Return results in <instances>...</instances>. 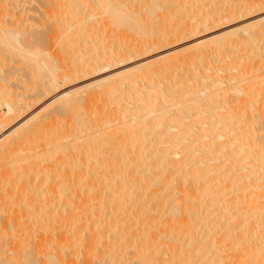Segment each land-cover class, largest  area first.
Segmentation results:
<instances>
[{
    "label": "bare ground",
    "instance_id": "obj_1",
    "mask_svg": "<svg viewBox=\"0 0 264 264\" xmlns=\"http://www.w3.org/2000/svg\"><path fill=\"white\" fill-rule=\"evenodd\" d=\"M26 1L0 0V264H264V16L108 70L264 0Z\"/></svg>",
    "mask_w": 264,
    "mask_h": 264
},
{
    "label": "rangeland",
    "instance_id": "obj_2",
    "mask_svg": "<svg viewBox=\"0 0 264 264\" xmlns=\"http://www.w3.org/2000/svg\"><path fill=\"white\" fill-rule=\"evenodd\" d=\"M27 1H28L29 3H25L26 6H25L24 3L21 2V3H22V6H23V4H24V7H25V9H26V10L24 9L25 14H26V15H33V18H35V19L38 18L39 15H40V13H38V12H41L40 10H42V8H41V7H42V2H40V0H37L38 3L35 2L36 0H27ZM27 1H26V2H27ZM32 1H34V2H32ZM214 1H215V0H214ZM217 1H218V0H217ZM222 1H223V0H222ZM222 1L220 2V0H219V2H220L221 4H219V2H216V1L213 2V1H212V2L214 3V4H212L210 1L205 0L206 3H209V4L207 5V7H209V8H215V7H220V5H222L223 7L226 6V7H228V8H225V9H224V12H225V10H228V9H229L228 11H226L227 13H229V12L232 10V9H231L232 7H229V6H231V5L229 4V2H231V0H230V1L228 0L229 2H228L227 0L224 1L226 5H225L224 2H222ZM239 1H241V0H237V3H238ZM244 1H245V2L248 1V3H245ZM249 1H250V0H242L241 2H239V4H242V7H241V8H244V7H245L244 5H246V4H247V5H248V4H253V2L256 1V0H251L252 2L250 1V3H249ZM227 2H228V4H229V6H227ZM39 3H40V7H39ZM203 3H204V2H203ZM210 3H211L212 5H211ZM215 3H218L219 5H218V4L215 5ZM222 3H223V4H222ZM244 3H245V4H244ZM254 3H255V2H254ZM233 4H236V0H233ZM243 4H244V5H243ZM28 5H29V6H28ZM224 5H225V6H224ZM22 6H21V7H22ZM210 6H212V7H210ZM222 6H221V7H222ZM237 6H238V5H237ZM243 6H244V7H243ZM252 6L254 7V4H253ZM252 6H251V8H250L251 10L248 9V10H246V11H249V12H250V11H253V13L250 14V13L248 12L249 15L247 14L246 16H243L244 11H242V17H239V16L241 15V14H240L239 16H237L238 19H236L237 17H236V18H235V17H231V18H233V20H230V21H229V20L226 21V20L224 19V20L226 21V23H224L222 20H221V22L217 21V22L220 23V24L217 23V26H216V24H215L216 22H214L213 24H215L216 27L213 28L214 25L212 26V24L209 23V22H213V21H211V19L214 18L213 16L215 15V17L218 19V18H220L219 16L222 15L221 17H224L225 15H223V14H227L226 12L223 13V14L221 13V14L217 17V15H218L219 13H218L217 15H216V13H214V14H212L213 16H211V17H213V18L208 17L209 19H207V20L205 21V24H199V25H197L194 29H191L192 31L189 29L190 32H192L193 34H192V33H191V34L188 33L189 30H188V31L186 30L187 32H186V31H183V34H182V31H181V33H180V30H181V29H178L179 31H176L177 33H175V34H178V32H179L181 35L178 34V35L180 36L179 38H177V35H175L176 38L178 39V40H176V42H173L176 38H175V39L173 38L174 40H173V41H170L172 38L169 36V39H168V40L171 42L170 44H168L169 42L167 43L168 45H166V43H164L163 45H165V46H161L160 48L157 47L158 50H157V48H154V49H156V50H154V51L152 50V48H150V50H149V48L146 47L147 49L144 48V49H143L144 51H142V54H143V52L146 53V54H143V57L141 56L142 54H141V55H138V57L141 56L140 58H138V57L136 58V57H135L136 59H135V58L133 59V57H132V58H130V59H132V60L129 59L132 63H131L130 61L127 60L128 62L126 61V62H124V63H122V64H119V65L116 64V65H118V67H116V66L113 67V65H112V66H111L112 68H110V69H108V70H109V71H111V69H112V70H115V69H118V68L123 67V66H127V65L134 64L135 62H136V63L138 62V63L140 64V61H141V62H143V61L145 62V61H147V59L154 58V56L156 57L157 55H160V54L163 55L164 53H167V51H169V50H171V49H174V48H175V50H176V49H179V48H181V47H185V48L187 47V48H188V47H190V46H193V45H194L193 43H195V42L198 41V40H199V41H200L201 39H207V40H208V38H211V36H214V34H216V35H215V37H216V36L218 35L217 33H219L221 30H222V31H221V34H222V32H224V30H225L226 28H227V29H228V28H231V29H232L233 26H234L233 28H237L236 26H240V25H242V21H243V23H244L246 20H247V21H248V20L250 21L253 17H254L253 20L256 19L255 16H257L258 18H259L260 15H261V16H264V8H263L264 5H263L262 7L259 6V8H260V7L262 8V9L260 8V9H261V10H260V9L258 8V6H256V4H255V7H257V8L259 9V11H258V10L256 11V8H255V7H254V9H253ZM29 7L31 8V10H30ZM34 7H35V8H34ZM37 8H38V9H37ZM40 8H41V9H40ZM252 9H253V10H252ZM26 11H27V12H26ZM35 11H37V12H35ZM246 11H245V12H246ZM255 11H256V12H255ZM221 12H222V11H221ZM33 13H34V14H33ZM37 13H38L39 15H38ZM245 14H246V13H245ZM245 14H244V15H245ZM36 15H38V16H36ZM235 16H236V15H235ZM251 16H252V17H251ZM26 17H27V16H26ZM29 17H30V16H29ZM29 17H28V19H29ZM31 17H32V16H31ZM31 17H30V19H32ZM248 17H249V18H248ZM250 17H251V18H250ZM231 18L229 17L228 19H231ZM239 18H240V19H239ZM30 19H29V20H30ZM234 19H235V20H234ZM241 20H242V21H241ZM36 21H37V20H36ZM208 21H209V22H208ZM228 21H229V22H228ZM240 21H241V22H240ZM251 21H252V20H251ZM33 22H35V21H33ZM222 22H223L224 24H223ZM227 22H228V23H227ZM221 23H222L223 25H222ZM240 23H241V24H240ZM246 23H247V22H246ZM208 24H210V26H211L213 29H212L211 27H207ZM218 24H219V25H218ZM236 24H237V25H236ZM182 25H183V24H182ZM182 25H180V26L183 27ZM202 25H203V26H202ZM230 25H231V26H230ZM200 26H201V28H200ZM204 26L207 27V28H205ZM226 26H227V27H226ZM104 27H107V26L104 25ZM210 28H211V29H210ZM224 28H225V29H224ZM108 29H110V28H108ZM108 29H107V28H104V31L106 30L105 33H106V35H107V34L110 35V36H109L110 38L113 37V34L115 35L116 32H118V34H117V37H119L118 39H120V40H124V41L127 42V43H132V42L134 43V42H136V41L138 42V39H135V35H136V34H135V35H132V34H134V33H132V31H129V30H128L129 33H131V35H130V34L128 33V31H127V32H124L125 30L123 31V29H119L120 32H119V30L114 31L113 29H111V31L113 30L114 32H111V31L108 30ZM205 29H206L207 31H206ZM208 29H209V30H208ZM193 30H194V32H193ZM122 31H123V32H122ZM213 31H214V32H213ZM109 32H110V33H109ZM105 33H104V34H105ZM112 33H113V34H112ZM119 33H120V34H119ZM185 33H188V34H190V35H188V36L186 37L187 34H185ZM128 34H129V36H128ZM184 34H185V35H184ZM111 35H112V36H111ZM182 35H183V36H182ZM115 36H116V35H115ZM136 36H137V35H136ZM208 36H209V37H208ZM173 37H174V36H173ZM184 37H185V38H184ZM231 37H233V36H231ZM133 38H134V39H133ZM127 39H128V40H127ZM179 39H180V40H179ZM212 39H214V38H212ZM212 39H210V41H211ZM260 39H261V40L258 42L260 45H259L257 42H256V45L262 46L261 44H263V46L261 47V48H263V47H264V37H263V38L261 37ZM168 40H167V41H168ZM207 40H206V41L204 40V41L207 42ZM129 41H130V42H129ZM208 41H209V40H208ZM261 42H262V43H261ZM112 43H114V42H111V44H112ZM192 44H193V45H192ZM113 45H114V44H113ZM147 45H148V44H147ZM161 45H162V44H161ZM189 45H190V46H189ZM242 45H244V44H242ZM242 45H240V46H242ZM245 45H246V44H245ZM249 45H250V44H249ZM240 46H238V48H239ZM247 46H248V45H247ZM242 47H243V46H242ZM185 48H184V49H185ZM238 48H237V50H238ZM181 49L184 50L183 48H181ZM181 49H179V50L181 51ZM240 49H241V50H238V51H240V52H241V51H244V52H241V53H240V52H238V51L235 49L238 53H240L238 56H239V57H240V56H243V55H241V54L243 53V54H244V57L246 58V56H245L246 54H245V53H247V49H248V48H246V50H243L242 48H240ZM146 50H149V51L147 52ZM179 50H178V51H179ZM226 50H227V49H226ZM226 50H224V51H226ZM171 51H172V50H171ZM178 51H177V53H178ZM245 51H246V52H245ZM249 51H250V48H249ZM251 51H252V50H251ZM169 52H170V51H169ZM172 52H173V51H172ZM174 52L176 53V51H174ZM181 52H182V51H181ZM252 52H253V51H252ZM222 53H223V54H222ZM222 53H220V54H222V56H224V55L226 56V55L228 54V53H224V52H222ZM233 53H235V51H234ZM250 53H251V52H250ZM183 54H184V51H183ZM220 54H219V56L222 57ZM235 54H236V53H235ZM247 54H248V53H247ZM144 55H145V56H144ZM251 55H252V54H251ZM225 56H224V57H225ZM231 56H233V55L231 54ZM234 56L236 57V55H234ZM234 56H233V58H235ZM248 56L250 57V55H248ZM244 57H240V58H241V59H242V58L245 59ZM249 57H248V58H249ZM252 57H253V60H255V59H254V56H252ZM255 57H256V56H255ZM226 58H227V57H226ZM240 58H238V59H240ZM248 58H247V60H248ZM256 58H258V56H257ZM228 59H230V58L228 57ZM228 59H225V58H224V60H227V62L229 61ZM243 59H242V60H243ZM207 60H209V61L211 62L210 59H207ZM207 60L204 59L203 62L201 61V65L204 64L205 61L207 62ZM230 60H231V59H230ZM233 60L236 61L237 59L235 58V59H233ZM242 60H241V61H242ZM247 60H243V61H244V62H247ZM249 60H252V58L249 59ZM249 60H248V63L240 62V63H242V65H241L242 67H243V64H245V65H244L245 72L248 73V72L250 71L249 74L251 75L252 73H254V76H255V74L258 75L259 73H262V72H259V73H258V70L261 71V69H257V66H258V68L261 67V68L263 69V66H264L263 64H264V63L261 64V65H260V64H253L254 61L252 60V61H250V63L252 62V63L250 64V63H249ZM261 60L264 61L263 58H261ZM261 60H260V58H259V61H260V62H261ZM256 61H257V60H255V62H256ZM222 62H223V64H224L226 61L224 62V61L221 59L220 62H219V60H218V63H220L221 66H223V65H222ZM136 63H135V64H136ZM237 63H238V62H236V64H237ZM240 63H239V65L237 66V68L239 67V68L241 69L242 67H240ZM257 63H259V62H257ZM126 64H127V65H126ZM207 64H208V63H207ZM210 64H212V62H211ZM220 64H219V65H220ZM252 64H253V65H252ZM195 65H197V64H195ZM198 65H199V64H198ZM201 65H199V67L197 66L199 69H198L197 67H196V69L200 70ZM205 65H206V64H205ZM213 65L216 66V65H217V62L214 63ZM219 65H218V66H219ZM224 65H225V64H224ZM256 65H257V66H256ZM215 66H214V67H215ZM248 66H249V67H248ZM216 67H217V66H216ZM244 68H243V69H244ZM248 68H249V70H248ZM250 69H251V70L253 69V71H251ZM256 69H257V73H258V74L256 73ZM108 70H107V71L100 72L101 74L98 73V72H95L94 75L92 74V75H90V76H87L86 78H82V79H81L80 81H78V82H82V81H84V80L88 81L89 79H92V77L94 78V77H96V76L103 75V74H105L106 72H109ZM201 70H202V69H201ZM247 70H248V72H247ZM254 70H255V71H254ZM184 71H186L185 74L190 73L188 70H185V69H184ZM202 71H203V70H202ZM202 71H199V72L202 73ZM211 71H212V69H211ZM226 71H227V70H226ZM226 71H225V72H226ZM236 71H237V70H235L234 72H236ZM238 71H239V70H238ZM238 71H237V72H238ZM262 71H264V69H263ZM209 72H210V71H209ZM212 72H214V71H212ZM225 72H222L221 75H223V73H225ZM251 72H252V73H251ZM102 73H103V74H102ZM226 73L228 74L229 72H226ZM226 73H225V74H226ZM98 74H99V75H98ZM211 74H212V73L210 72L209 75H210V76H213V75H211ZM227 74H226L225 76L223 75V77H227ZM229 74L231 75V74H233V72L230 71ZM229 74H228V76H229ZM234 74H235V73H234ZM249 74H248V75H249ZM262 74L264 75V73H262ZM262 74H260V75L263 76ZM187 75H189V74H187ZM221 75H220V76H221ZM248 75H247V76H248ZM250 75H249V77H250ZM260 75H258V76L256 77V80H257V79L259 80ZM185 76H186V75H185ZM247 76H246V79H248ZM252 76H253V74H252ZM254 78H255V77H254ZM254 78H253V79H254ZM262 78H264V77H262ZM87 79H88V80H87ZM249 79L251 80L252 77L249 78ZM249 79H248V80H249ZM253 79L251 80V83L254 81ZM261 80H264V79H260V83L262 84V81H261ZM245 81H246V83H245V82H244V83L246 84V87H247V84H249L250 82L247 81V80H245ZM247 82H249V83H247ZM257 82H258V81H257ZM257 82H256V83H257ZM263 82H264V81H263ZM143 83H144V82H143ZM244 83H243V84H244ZM251 83H250V84H251ZM256 83H255V81H254V84L252 85L253 91H255V93L253 92L254 94H257L258 90L261 89V87H259V86H261V84H259V82H258V84H256ZM243 84H242V85H243ZM250 84H249V88L251 87ZM255 84L258 86L257 88H256V85H255ZM253 86H255V87H253ZM262 87H264V86L262 85ZM70 88H71V87H70ZM255 88H256V89H255ZM259 92H260V91H259ZM231 93H232V95H231ZM231 93H230L231 96L237 95V94H234L233 92H231ZM258 95H259V94H258ZM258 95H256V96H258ZM243 96H244V95H243ZM245 99H246V101H247L248 98L246 97ZM245 99H244V100H245ZM98 102H99V105H98V106H100V104L102 105V103H101L102 100H101V99L96 100V101H95V104L98 103ZM234 102H236V100H234ZM237 102H239V101H237ZM103 103H104V100H103ZM244 103H245V102H244ZM246 103H247V102H246ZM253 103H255V101H253ZM256 105H258V104H256ZM0 106H1V105H0ZM103 106H104V105H103ZM36 108H38V107H36ZM3 110L6 111V109L4 108V106H1V111L4 112ZM33 110H36V109L33 108ZM1 111H0V112H1ZM61 120H62V119H61ZM61 120H58V121H60V124L64 123V122H62L63 120H62V121H61ZM61 122H62V123H61ZM17 123H18V121H16L15 123H13L9 128H12V127H13L12 129H14V128L18 127V124H17ZM16 124H17V125H16ZM56 124H57V122H56ZM58 124H59V123H58ZM13 125H14L15 127H14ZM82 249H83V248H82ZM79 257H80L79 259H80L81 261H82V257H83V259H84V255H83V256L81 255V256H79ZM77 259H78V258H77ZM77 259H76L75 262H77ZM79 264H81V263L79 262Z\"/></svg>",
    "mask_w": 264,
    "mask_h": 264
}]
</instances>
